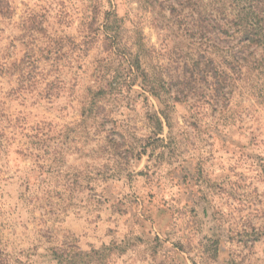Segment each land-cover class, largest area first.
Masks as SVG:
<instances>
[{"label": "rangeland", "instance_id": "1", "mask_svg": "<svg viewBox=\"0 0 264 264\" xmlns=\"http://www.w3.org/2000/svg\"><path fill=\"white\" fill-rule=\"evenodd\" d=\"M9 3L0 264H264V0Z\"/></svg>", "mask_w": 264, "mask_h": 264}, {"label": "trees", "instance_id": "2", "mask_svg": "<svg viewBox=\"0 0 264 264\" xmlns=\"http://www.w3.org/2000/svg\"><path fill=\"white\" fill-rule=\"evenodd\" d=\"M9 2L10 0H0V16L7 17L11 14L12 8ZM259 11H264V5ZM59 252L60 253H55V257L64 264H91L93 255H100L98 251L94 250L91 253H85L77 247L70 250H61Z\"/></svg>", "mask_w": 264, "mask_h": 264}]
</instances>
